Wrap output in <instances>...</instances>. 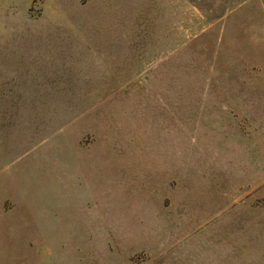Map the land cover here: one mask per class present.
I'll list each match as a JSON object with an SVG mask.
<instances>
[{"label": "rangeland", "instance_id": "obj_1", "mask_svg": "<svg viewBox=\"0 0 264 264\" xmlns=\"http://www.w3.org/2000/svg\"><path fill=\"white\" fill-rule=\"evenodd\" d=\"M0 264H264V0H0Z\"/></svg>", "mask_w": 264, "mask_h": 264}, {"label": "crops", "instance_id": "obj_2", "mask_svg": "<svg viewBox=\"0 0 264 264\" xmlns=\"http://www.w3.org/2000/svg\"><path fill=\"white\" fill-rule=\"evenodd\" d=\"M12 222V221H11ZM14 223H23V220L22 219H19V220H14Z\"/></svg>", "mask_w": 264, "mask_h": 264}]
</instances>
